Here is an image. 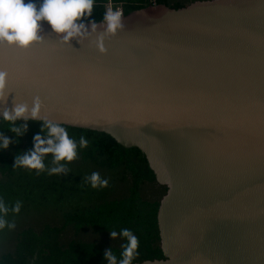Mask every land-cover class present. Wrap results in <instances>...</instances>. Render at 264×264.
<instances>
[{
	"label": "water",
	"instance_id": "1",
	"mask_svg": "<svg viewBox=\"0 0 264 264\" xmlns=\"http://www.w3.org/2000/svg\"><path fill=\"white\" fill-rule=\"evenodd\" d=\"M101 21L80 42L61 44L41 22L44 43L0 47V118L39 97L35 121L141 151L167 187L156 216L165 258L132 264H264V0L132 10L104 54Z\"/></svg>",
	"mask_w": 264,
	"mask_h": 264
},
{
	"label": "trees",
	"instance_id": "2",
	"mask_svg": "<svg viewBox=\"0 0 264 264\" xmlns=\"http://www.w3.org/2000/svg\"><path fill=\"white\" fill-rule=\"evenodd\" d=\"M33 2L39 5L41 0ZM109 2L121 5L124 15L152 4L149 0H95L92 15L83 21H101ZM154 3L171 8L186 4ZM15 123L22 126L25 121ZM9 127L11 123L0 118V134L18 140L7 149L0 148V199L10 209L20 201L21 208L6 217L15 227L0 230V264H107L105 251L112 250L119 260L126 243L119 235L112 239L110 231L125 228L139 241L132 263L165 258L156 216L167 187L156 181L139 149L125 148L104 133L64 126L77 142V158L66 164V172L49 175L52 154L44 157L43 171L13 167L15 156L32 150L35 135L45 136L41 122L28 120L18 138ZM82 135L88 141L85 148L79 147ZM93 172L108 181L107 187L91 186L86 177Z\"/></svg>",
	"mask_w": 264,
	"mask_h": 264
},
{
	"label": "clouds",
	"instance_id": "3",
	"mask_svg": "<svg viewBox=\"0 0 264 264\" xmlns=\"http://www.w3.org/2000/svg\"><path fill=\"white\" fill-rule=\"evenodd\" d=\"M106 7L103 19L100 25L103 32L96 36L95 47L100 54L106 52L104 39L108 36H115L118 31L123 30L122 9L113 10L119 4H111ZM95 0H41L39 5L33 0H0V47L16 48L20 51H28L34 45L44 43V35L41 22H47L52 33L56 34L61 44H68L71 40L76 39L78 42L86 38L90 33L97 31L98 24L95 20H90V30L82 21L92 15ZM111 6V7H110ZM110 7V8H109ZM8 82V72L0 70V102L6 103V94ZM41 110V100L34 97L32 106L26 103H13L9 110L7 107L2 112V119L11 123L8 129L15 133L18 138L27 129L28 120H39ZM17 120H24L25 123L17 125ZM45 136L37 134L33 138V148L31 151L17 155L14 158L13 167H26L35 169L38 172L45 170L44 157L52 154V167L48 168L49 175L66 172V164L77 158V142L69 137L68 131L64 126L52 120L44 119L41 122V132ZM18 140H9L0 134V148L7 149L10 143ZM88 145L87 139L82 135L79 138V147L85 148ZM64 161L65 163H61ZM93 188L107 187L108 181L102 179L98 172H93L86 177ZM21 208V202L17 201L11 209L0 199V230L6 227L12 229L15 227L14 222H9L6 217L9 212L18 214ZM126 239L123 244L121 258L112 250H106L104 258L107 264H132V260L137 255L138 238L127 228L117 231H110L112 239L117 236Z\"/></svg>",
	"mask_w": 264,
	"mask_h": 264
},
{
	"label": "built area",
	"instance_id": "4",
	"mask_svg": "<svg viewBox=\"0 0 264 264\" xmlns=\"http://www.w3.org/2000/svg\"><path fill=\"white\" fill-rule=\"evenodd\" d=\"M150 3H152V4H150V5H155L154 0L150 1ZM110 5H111V4H110ZM110 7H111V6H110ZM116 9H122L121 5H117L113 10H116Z\"/></svg>",
	"mask_w": 264,
	"mask_h": 264
},
{
	"label": "rangeland",
	"instance_id": "5",
	"mask_svg": "<svg viewBox=\"0 0 264 264\" xmlns=\"http://www.w3.org/2000/svg\"><path fill=\"white\" fill-rule=\"evenodd\" d=\"M149 1H152V0H149ZM172 1H181V2H184L185 5H189L190 4V0H172Z\"/></svg>",
	"mask_w": 264,
	"mask_h": 264
},
{
	"label": "crops",
	"instance_id": "6",
	"mask_svg": "<svg viewBox=\"0 0 264 264\" xmlns=\"http://www.w3.org/2000/svg\"><path fill=\"white\" fill-rule=\"evenodd\" d=\"M106 9H107V7H106Z\"/></svg>",
	"mask_w": 264,
	"mask_h": 264
}]
</instances>
